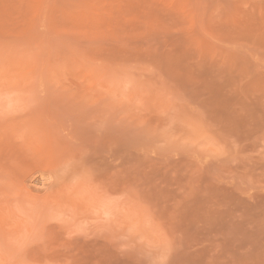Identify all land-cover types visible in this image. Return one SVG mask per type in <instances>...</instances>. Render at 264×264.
Returning a JSON list of instances; mask_svg holds the SVG:
<instances>
[{
	"label": "rangeland",
	"instance_id": "374dc122",
	"mask_svg": "<svg viewBox=\"0 0 264 264\" xmlns=\"http://www.w3.org/2000/svg\"><path fill=\"white\" fill-rule=\"evenodd\" d=\"M0 264H264V0H0Z\"/></svg>",
	"mask_w": 264,
	"mask_h": 264
}]
</instances>
